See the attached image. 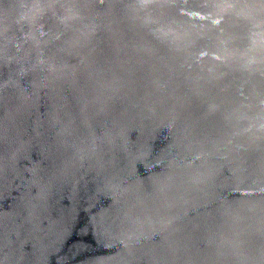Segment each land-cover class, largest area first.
<instances>
[{
  "label": "water",
  "instance_id": "water-1",
  "mask_svg": "<svg viewBox=\"0 0 264 264\" xmlns=\"http://www.w3.org/2000/svg\"><path fill=\"white\" fill-rule=\"evenodd\" d=\"M0 264H264V0H0Z\"/></svg>",
  "mask_w": 264,
  "mask_h": 264
}]
</instances>
